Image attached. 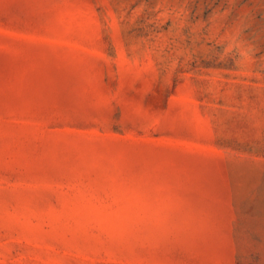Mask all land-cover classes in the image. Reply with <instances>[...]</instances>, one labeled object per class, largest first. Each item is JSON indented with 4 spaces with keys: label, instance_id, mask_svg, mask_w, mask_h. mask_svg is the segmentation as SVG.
<instances>
[{
    "label": "rangeland",
    "instance_id": "374dc122",
    "mask_svg": "<svg viewBox=\"0 0 264 264\" xmlns=\"http://www.w3.org/2000/svg\"><path fill=\"white\" fill-rule=\"evenodd\" d=\"M0 264H264V0H0Z\"/></svg>",
    "mask_w": 264,
    "mask_h": 264
}]
</instances>
